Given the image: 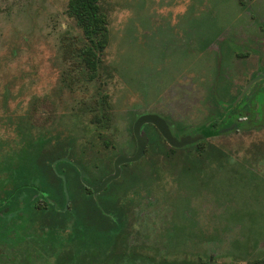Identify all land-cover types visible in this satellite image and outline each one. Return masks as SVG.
I'll use <instances>...</instances> for the list:
<instances>
[{
	"label": "rangeland",
	"instance_id": "obj_1",
	"mask_svg": "<svg viewBox=\"0 0 264 264\" xmlns=\"http://www.w3.org/2000/svg\"><path fill=\"white\" fill-rule=\"evenodd\" d=\"M67 1L0 0V138L13 140L16 119L28 114L33 134L42 132L53 139L54 147L47 156L66 153L71 158L64 157L74 168L64 163L59 168L69 178V192L76 197L78 211L95 220L98 215L77 183L75 169L80 171L75 164L93 187L90 183L95 179L113 173L118 153L133 154L127 144L132 143L130 127L138 116L153 112L160 116L166 111L173 122L181 121L173 130L176 138L171 135L177 140L200 135L203 121L220 119L223 107V113L238 110L248 119L241 121L242 130L208 139L205 153L195 147L170 153L161 142H150L139 164L140 160L123 165L122 175L92 198L99 203L100 195L104 209L114 220L122 221L129 246L150 254L179 260L208 257L210 264H248L264 258V242L254 247L249 233H241L235 224L224 228L227 201L224 205L218 198L224 190L226 194L238 193L240 199L235 202L231 198L234 203L227 205L232 207L227 213L234 218L246 216L241 221L245 227L250 221L257 230L264 227V79L258 76L264 74V0H101L110 38L103 56V75L94 81L86 80L83 67L64 54L79 45L81 37L64 14ZM245 14L252 16V29L260 31V40L251 43L239 38L246 43L238 46L232 41L234 46L215 42L218 33L225 35L230 30L235 34L247 27ZM214 45L216 58L210 57ZM249 50L253 64L239 63L236 80L223 81L221 73L232 66L230 59ZM69 72L76 82L68 89L64 82ZM194 83L204 88L209 113L198 115L197 106H191L203 94L192 87ZM98 84L107 96L104 110L93 105ZM179 98L188 104H181ZM174 102L179 106L171 105ZM193 111L196 114L191 115ZM102 114L106 116L101 120H92ZM140 137L145 141L143 132ZM231 168L232 172L238 170L241 180L232 188V175L227 171ZM184 171L191 172L186 173L190 178L179 183ZM192 174L198 177L193 179ZM194 180L202 182V189ZM118 187L122 188L116 201ZM181 194L190 201L187 212L201 233L193 231L195 237L186 246H169L170 223ZM249 194L254 202L246 200ZM74 223L71 218L60 233L71 230ZM207 235L215 239L208 242ZM239 242L244 247L238 251Z\"/></svg>",
	"mask_w": 264,
	"mask_h": 264
},
{
	"label": "trees",
	"instance_id": "obj_2",
	"mask_svg": "<svg viewBox=\"0 0 264 264\" xmlns=\"http://www.w3.org/2000/svg\"><path fill=\"white\" fill-rule=\"evenodd\" d=\"M64 14L81 33L79 45L64 54L83 67L82 75L86 80H99L103 75V56L110 38L108 16L101 7V0H68ZM75 82L69 72L65 87L72 88ZM103 89L98 84L93 102L96 110H104L103 105L107 104V96L101 92ZM104 116L106 114L92 120H101ZM16 120L13 140L0 138V264H209L208 258L171 259L167 254L158 256L140 247L129 246L122 221L114 220L104 209L100 195L97 198L99 203L95 202L92 189L79 181L80 174L75 169L77 183L98 217L93 220L79 212L76 197L69 192V178L59 168L60 163L74 168L71 163L63 161L71 159L69 155L47 156L54 147L53 139L42 132L35 136L32 132L34 126L27 123L30 120L28 114ZM227 171L232 175L230 186L239 185L238 170L232 172L231 168ZM102 178L89 183L96 187ZM121 188L117 189L116 201ZM71 218L75 220L72 229L60 233ZM236 220L242 221L240 218ZM250 223L246 227L255 234L257 244L264 240V227L257 230L255 223ZM262 263L264 258L248 262Z\"/></svg>",
	"mask_w": 264,
	"mask_h": 264
},
{
	"label": "flooded vegetation",
	"instance_id": "obj_3",
	"mask_svg": "<svg viewBox=\"0 0 264 264\" xmlns=\"http://www.w3.org/2000/svg\"><path fill=\"white\" fill-rule=\"evenodd\" d=\"M241 1V0H239ZM246 17H248V24H247V27H244L243 29L241 30H236V33L235 34H232L230 30H228L226 32L225 35L223 34H219L215 36V42H218V44H221L223 42H230L231 41L234 43V44H241V43H246V40H242L239 42V38H248L250 39V41H252L251 43H254V42H257L258 40H260L261 38V33L260 31L258 30H253V26L255 25L254 24V20L252 18V16H249L247 14H245ZM256 16V15H255ZM246 29V30H244ZM232 44V43H231ZM233 45V44H232ZM234 46V45H233ZM238 46V45H237ZM210 57H215L216 58V52L217 50L215 49V45L212 47V50L210 51ZM244 56V57H242ZM263 60L261 61V63L264 64V54L262 56ZM253 60H254V55H252V51L249 50V52L245 53L244 55H234L233 58L230 59L229 61V64H231L232 66L229 68L227 67V70L225 72H222L220 75L223 77L222 80L223 81H227V80H230L231 78H233L234 76H236L237 72L235 73V69H236V66L239 65V63H247V64H253ZM256 64V63H255ZM229 68V69H228ZM213 73V72H211ZM260 76L261 78L264 79V74L263 75H258ZM235 77L233 78V81H235ZM195 85L197 84H192V87H194L195 89L197 90H203V94H202V97L201 99L197 102L196 105H191V106H197V113L198 115L200 113H209L210 112V103L207 101L209 100V98L207 96H205V91H204V88H198V87H195ZM206 98V99H205ZM180 101H181V104L183 102H185V104H188L186 100H181V98H179ZM171 105H173L175 108L177 106H179L178 103L174 102L172 103ZM202 105V106H201ZM189 106V105H187ZM226 108V107H225ZM167 110V109H166ZM201 110V111H199ZM258 111V109H256ZM215 111V110H213ZM166 111L160 113L161 117L159 116V112H153L152 114H149V115H154V116H157L159 117L160 119V123H161V130L165 133V135L167 136V138H169V140L173 143H182L183 140H186V139H193V138H197V140L193 141V142H190L186 145H183L181 147H175L173 145H171L169 143V141L167 140V138H165L162 134V131L154 124H151V123H145L143 125H141V127L139 128V136L141 135V133L143 132V135L145 137V141L141 139L142 143L144 144V154L148 151V146H149V143L150 142H161L162 145L164 146H167L169 147L170 149L168 150L170 153H174L176 150L177 151H184V149H189L191 147H195L196 149H199L200 151L202 152H206V149H205V143L208 139L214 137V136H218V135H224V134H227L231 131H238V130H242L240 126V123L241 121L243 120H248L246 117H243L241 116L240 112L238 110H235V109H232L230 111H227L226 113H223L224 112V107L222 108V110L220 111V115H219V118L218 120H216L214 123H207L206 120L203 121V124L204 125H201L199 130H201L200 132V135L194 133L193 135H191V137H185V138H182V139H172L171 135L173 134L176 138V135L173 133V130H177L178 129V126L180 125V122H173L170 117L165 114ZM193 114H196L195 111H193L191 113V115ZM189 116V117H192V116ZM258 114L256 113L255 115V118H259V116H257ZM140 116H138L137 118H135V121L134 123L131 125L130 127V136H131V141L132 143H128L127 145H129V148L128 149H133V154L131 156H127L129 153L126 151V157H133L134 154L136 153V150H137V141H136V137H135V134H134V125L137 121V119L139 118ZM192 120H190L189 124L193 125L194 121L193 119L194 118H191ZM258 121V120H257ZM249 122V121H248ZM259 122V121H258ZM191 125V126H192ZM198 130V128H197ZM157 135H159V138L157 137ZM172 135V136H173ZM179 135H177L178 137ZM181 137V136H180ZM184 137V136H183ZM106 140H105V145H106ZM172 151V152H171ZM121 155L118 153V155L116 156V158ZM141 162V159L140 161L137 163L139 164ZM131 164H135V163H129V164H125V165H131ZM123 166V165H122ZM121 166V175L123 173V168ZM113 172V166H112V171ZM182 174H180L179 176V183L180 182V179L182 180L183 178H186V173H191V172H187V171H184L181 172ZM193 176V174H192ZM198 177V176H197ZM196 176H193L192 178L193 179H196L197 178ZM187 178H190V177H187ZM224 179V178H223ZM195 181V184H198L199 186V189H202V182L199 181V180H194ZM210 181V180H209ZM224 183H226V181L224 180ZM204 185H208V184H204ZM226 185V184H225ZM182 187H184V185H182ZM207 187V186H206ZM232 187H237L236 186H230V188ZM91 189V188H90ZM180 189H183L180 187ZM230 190V189H228ZM231 191V190H230ZM230 191H227V192H230ZM252 190H250L251 192ZM217 193V191H214ZM219 196L218 198L220 199V201H223V204L225 205V202H226V206H224L225 210L223 212V215L222 217L226 218L225 221H222V222H225L224 224V228H230V226H228L229 224L233 223L236 225V227L241 230V233L242 232H246V233H249L247 234L248 237H250L251 241H254L253 245L254 247L256 246V236L255 234L252 232H250L247 227H245L243 225V223L241 222H238L236 220V218L233 217V215L231 213H227V209L229 208V206L227 205H232L234 202L232 201L231 198L234 197V200L235 202H238V200L240 199V195H238V193H235L234 191H231L230 193L226 194L225 193V190L223 193H218ZM229 198H228V197ZM178 200V203H177V209L175 210L174 213V216H173V219H172V222L170 223L171 225V228H170V232H171V238H170V244L169 246H178V245H184L186 246V243L187 242H190L189 239L191 237H195L193 234V231L197 232V233H201V230H198V228L194 225V221H192L190 218H191V213L187 212L188 211V203L190 202H186L184 200V194H181L180 197L177 198ZM246 200L249 201V203L251 202H254V200H252L251 196L249 195L248 197H246ZM251 206V205H249ZM232 207H230L229 209H231ZM248 208V207H247ZM252 210V208H250ZM248 209V210H250ZM253 211V210H252ZM254 212V211H253ZM237 213H240L241 214V211H238ZM242 215V214H241ZM240 219H243V218H246V216H243L242 217H238ZM244 227H243V226ZM223 228V230H224ZM254 232V231H253ZM197 236V234H196ZM209 236V238H207L206 241H210V240H213L215 239L213 236H210V235H207ZM254 238V239H253ZM176 243H174V242ZM261 242H264V240H261L257 243V245ZM174 245H173V244ZM238 243V242H237ZM261 246V244L259 245V247ZM244 246L242 245L241 242H239V244L235 247L236 250H241ZM264 253V250L263 252ZM208 258V257H207ZM256 259V258H255ZM254 259V260H255ZM258 260V259H257ZM208 262L210 264V259L208 258ZM248 262H252V260L248 261ZM263 264V263H262Z\"/></svg>",
	"mask_w": 264,
	"mask_h": 264
},
{
	"label": "water",
	"instance_id": "obj_4",
	"mask_svg": "<svg viewBox=\"0 0 264 264\" xmlns=\"http://www.w3.org/2000/svg\"><path fill=\"white\" fill-rule=\"evenodd\" d=\"M145 123L154 124L161 130V123H160L159 117L154 116V115H145V116L139 117L137 119L135 125H134V134H135L136 141H137L136 153L134 154L133 157H126V156L117 157L114 160V162H113V173L111 175H108L105 178H103L98 186L90 187L86 183V181L84 180V173H83L82 169L75 164V166L80 171L81 182L84 184V186L92 189V192H93L94 196H96L98 193L102 192L109 184H111L113 181L117 180L120 177L121 166L122 165L129 164V163H135V162L139 161L143 157L144 144L142 143V141L140 139V136H139V128L141 127V125H143ZM162 134H163V136L165 138H167V136L165 135V133L163 131H162ZM167 140L169 141V143L171 145H173L175 147H181V146L186 145V144H188L190 142H193V141H195L197 139H194V140H191V141H187V142H182V143H173V142H171L169 140V138H167ZM63 161L72 163L74 165V163L69 161V159H63ZM53 167H54V165H53ZM64 188H65V185H64Z\"/></svg>",
	"mask_w": 264,
	"mask_h": 264
}]
</instances>
